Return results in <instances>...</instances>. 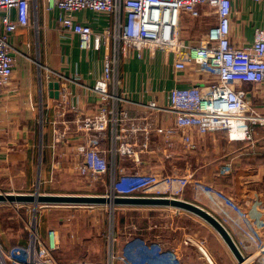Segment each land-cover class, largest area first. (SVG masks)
<instances>
[{
    "label": "built area",
    "instance_id": "1",
    "mask_svg": "<svg viewBox=\"0 0 264 264\" xmlns=\"http://www.w3.org/2000/svg\"><path fill=\"white\" fill-rule=\"evenodd\" d=\"M44 1L47 12H57L60 31L76 35L82 50L110 49L104 71L91 89L97 99L93 114H82L69 103L70 79L48 70V77L60 85L58 120L52 119L54 127L59 125L55 144L76 137L72 170L90 186H108L111 195L131 183L141 189V179L153 182L155 175L159 177L152 170L140 173L143 159L168 160L178 150L193 154L198 149L193 134L226 133L230 142L253 143L255 126L264 128V114L247 99L245 88L264 85V28L255 30L252 44L235 46L231 41L233 0ZM255 2L263 3L264 15V0ZM35 4L38 0H0V97L13 79L18 57L23 56L13 45V37L30 27V10ZM204 8L217 23L199 45L189 44L181 37L183 16L198 19ZM81 11L107 15L113 27L96 31L78 23L75 14ZM158 53L172 56L175 76L196 69L207 76L206 86L174 87L166 93L165 104L132 100L124 86L123 65L134 59L151 62ZM68 115L75 119L68 121ZM128 172L133 176L128 177ZM27 231L26 246L8 251L0 247V264H60L55 257L61 247L60 233L51 229L43 236L36 222ZM115 242L111 237L107 260L99 264H118Z\"/></svg>",
    "mask_w": 264,
    "mask_h": 264
},
{
    "label": "crops",
    "instance_id": "2",
    "mask_svg": "<svg viewBox=\"0 0 264 264\" xmlns=\"http://www.w3.org/2000/svg\"><path fill=\"white\" fill-rule=\"evenodd\" d=\"M202 11V17L183 16L181 22L183 28H187L189 23L203 24L207 31L201 39L217 23L216 19L207 16V8ZM57 15L54 11L47 12L44 0H38V4L31 6L30 27L20 29L13 37V45L22 51L23 56L21 59L18 57L13 79L0 97V176H11V182L22 185L18 178L24 175L23 186H34L36 181L33 180L37 177L43 184L52 183L54 178L78 177L72 170L71 160L76 137L70 136L64 143L55 144V131L59 125L54 127L52 119L58 120L56 104L59 99L50 95L49 84L57 80L48 77V70L72 81L68 84L72 94L69 103L78 107L82 114L90 115L95 112L97 101L91 89L104 71L103 63L110 55L106 46L101 52L82 50L76 35L60 31ZM74 20L96 31L113 27L112 18L92 11L78 12ZM257 28H264L263 3L233 0L232 43L238 47L252 44ZM182 39L193 45H199L201 41L187 36ZM172 66V56L162 53H158L151 62L134 59L124 64L122 77L130 98L165 104L166 93L174 87L206 86L207 76L196 69L175 76ZM245 88L247 99L259 113L264 114V85L259 89L250 85ZM67 119L73 121L75 116L68 115ZM193 136L198 143L196 152L186 155L178 150L168 160L154 156L145 158L140 173L152 170L161 178L167 176L166 181L174 183L166 188L162 186L167 184L162 183L156 190L210 212L227 229L250 264H264V128L255 126L253 143L230 142L226 133ZM185 213L177 210L172 217L196 221V216ZM171 226L172 233L184 234L183 240L180 241L176 235L169 240L161 233L154 236L152 243L147 239L146 245L153 244L151 253L154 256L150 264H238L211 226L201 224L206 236L213 241L210 243L204 237L200 240L199 235L195 236L189 228H181L174 223ZM8 233L0 218V247L3 251L27 245L29 232L27 239L15 238V235L11 238ZM68 243L70 245L61 246L55 254L60 264H99L107 260L109 241L101 250L105 255L99 259L90 253L88 240Z\"/></svg>",
    "mask_w": 264,
    "mask_h": 264
},
{
    "label": "rangeland",
    "instance_id": "3",
    "mask_svg": "<svg viewBox=\"0 0 264 264\" xmlns=\"http://www.w3.org/2000/svg\"><path fill=\"white\" fill-rule=\"evenodd\" d=\"M207 28L200 23H189L187 28L181 25L182 38L186 37L194 40H200L202 35L207 31ZM202 40V39H201ZM21 59V57H19ZM40 166V165H39ZM169 173V172H168ZM167 174V173H166ZM3 176V175H2ZM0 176V194H21V195H73V196H108V197H167L162 195V190L157 189L159 185L163 188L170 186L171 181H166L165 178L158 177L155 180H140L141 189L131 186L129 188L118 187L113 190L114 195H111V188L101 184L90 186L85 180L74 175L71 177L57 179L54 178L51 183L43 184L41 178H34L36 181L34 186H23L24 175L19 176L17 182H11V176ZM128 177L133 176V172H128ZM170 176V173H169ZM165 180V181H161ZM56 181H58L56 183ZM55 182V183H54ZM42 183V184H41ZM54 183V184H53ZM53 184V185H51ZM170 188V187H169ZM168 188V189H169ZM176 209L165 208H144V207H110L107 205L93 207H42L32 204H0V218L3 220V225L9 230L11 238L27 239V227L36 222L37 228L41 234H45L48 230L54 229L60 233L61 246L70 245L68 242H76L78 239L88 240L90 242V253L96 258H103L105 253H102L110 241L111 237H115L118 262L121 264H150L152 263V245L147 244V239L150 243L154 240V236L159 233L166 235L171 240L175 233L171 232V224L180 225L181 228H189L195 232L198 238L204 237L205 240L213 242L211 238L206 236L205 229L201 226H209L207 223L194 217L190 220L187 217L173 219V212ZM184 213L183 211H180ZM187 214V213H185ZM200 222V223H199ZM209 228H211L209 226ZM149 230V231H148ZM165 231V233L163 232ZM215 232V231H214ZM13 234V235H12ZM73 235V238L71 237ZM183 233H178L176 237L183 240ZM75 237L77 239H75ZM72 238V239H71ZM177 238V239H179ZM197 240V238H195ZM203 239V238H202ZM146 242V243H145ZM73 243V242H72ZM106 243V245H105ZM77 246V245H75ZM150 250V253H149Z\"/></svg>",
    "mask_w": 264,
    "mask_h": 264
},
{
    "label": "water",
    "instance_id": "4",
    "mask_svg": "<svg viewBox=\"0 0 264 264\" xmlns=\"http://www.w3.org/2000/svg\"><path fill=\"white\" fill-rule=\"evenodd\" d=\"M51 97L59 99L60 85L58 82L49 84ZM32 204L45 207H91L107 205L110 207H144L173 208L192 214L211 226L225 242L238 264H250L238 248L237 244L223 224L210 212L200 206L177 198L170 197H110L105 196H73V195H21L0 194V204Z\"/></svg>",
    "mask_w": 264,
    "mask_h": 264
},
{
    "label": "bare ground",
    "instance_id": "5",
    "mask_svg": "<svg viewBox=\"0 0 264 264\" xmlns=\"http://www.w3.org/2000/svg\"><path fill=\"white\" fill-rule=\"evenodd\" d=\"M111 199H114V197H110Z\"/></svg>",
    "mask_w": 264,
    "mask_h": 264
}]
</instances>
